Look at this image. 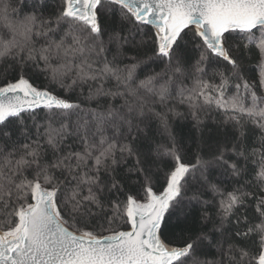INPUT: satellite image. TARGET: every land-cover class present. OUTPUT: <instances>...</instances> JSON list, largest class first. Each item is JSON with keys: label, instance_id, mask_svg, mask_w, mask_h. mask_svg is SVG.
<instances>
[{"label": "snow or ice", "instance_id": "6c2138e0", "mask_svg": "<svg viewBox=\"0 0 264 264\" xmlns=\"http://www.w3.org/2000/svg\"><path fill=\"white\" fill-rule=\"evenodd\" d=\"M0 32V264H264V0H0ZM180 105L238 135L185 163Z\"/></svg>", "mask_w": 264, "mask_h": 264}, {"label": "trees", "instance_id": "16d2710c", "mask_svg": "<svg viewBox=\"0 0 264 264\" xmlns=\"http://www.w3.org/2000/svg\"><path fill=\"white\" fill-rule=\"evenodd\" d=\"M149 32H152L153 29H148ZM0 36H2V32H0ZM199 50L195 49L191 46V44L188 45V60L189 63L194 64L195 60L198 58ZM256 61L255 59L252 60H245V65L248 69V75L253 78V80L256 77V69H255ZM211 65V66H210ZM3 65H0V68H2ZM206 68V75L205 79L212 80L213 83L218 82V80L213 79V73L216 71L214 60H212L209 63L205 64ZM9 78L15 79V73L11 72L9 73ZM3 78H0V82H2ZM35 86H44L43 78L34 80ZM188 86H191V81L188 82ZM229 92H231V89H229ZM159 110V109H158ZM177 111L184 113L183 117H174L172 118V129L176 136L177 145L181 149V154L184 157V162L189 164H194L196 162V155L199 153L202 155L205 159H207L210 156V146H213L217 144L218 142H224L226 140H232L236 135H238L237 130L232 126L230 123H223L224 116L221 112H218L214 109L208 110L207 114L202 113L201 119L203 121L202 125L199 127V129L195 126L194 121L191 119V116L188 115V106L187 105H180L177 108ZM252 125H247L248 135L244 141L245 144L249 146V150H251V146L254 145L255 137L251 134L250 129L252 128ZM157 124L155 121L152 122L151 125V131L149 133L151 140L150 143L153 148L157 144H166L167 138L166 136L161 135L159 132L156 131ZM125 166H120L118 168L119 173H123ZM161 167H166V164H162ZM250 169L255 167V164L249 165ZM250 176H245L244 179H250ZM216 179H220L219 176L216 177ZM244 179L240 181L238 184H233V181L231 180H225L223 187L226 188V190H231L233 186L240 187ZM134 185V181H130ZM134 190V189H133ZM159 190V189H157ZM248 190H251L250 188ZM212 209H210L211 211ZM241 213L243 215L248 216L254 223H258L259 220L257 219V213L255 212V206L252 204H249L247 209H242ZM198 211L194 210L193 215H198ZM115 227L118 228V230L128 229L129 225L126 223L121 222L119 225H116ZM104 235L110 234L108 232H104ZM188 232H180L177 229H170L168 232H166L162 237L163 239L171 245L174 246H182ZM212 255H215V250H213ZM212 255L209 256V258H212ZM218 258V257H217Z\"/></svg>", "mask_w": 264, "mask_h": 264}, {"label": "water", "instance_id": "95a60500", "mask_svg": "<svg viewBox=\"0 0 264 264\" xmlns=\"http://www.w3.org/2000/svg\"><path fill=\"white\" fill-rule=\"evenodd\" d=\"M153 31H154V29H153ZM126 230H129V228H128V229H123L122 231H126ZM106 235H108V234H106ZM162 239H163V237H162ZM165 242H166V241H165ZM166 243H167V242H166ZM169 246L172 247V246H174V245L169 244Z\"/></svg>", "mask_w": 264, "mask_h": 264}]
</instances>
